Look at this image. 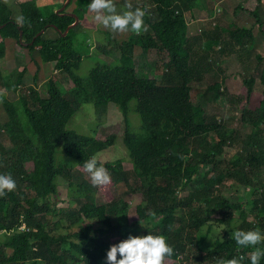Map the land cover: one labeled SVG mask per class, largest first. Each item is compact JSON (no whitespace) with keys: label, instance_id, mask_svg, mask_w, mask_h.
<instances>
[{"label":"trees","instance_id":"16d2710c","mask_svg":"<svg viewBox=\"0 0 264 264\" xmlns=\"http://www.w3.org/2000/svg\"><path fill=\"white\" fill-rule=\"evenodd\" d=\"M44 1L45 8L38 0H15L13 8L0 0V27L5 25L0 29V74L6 42L11 39L27 50L29 62H34L37 51L43 66L51 65L73 84L64 91L50 78L43 96L36 90L37 74L35 89L26 90L31 87L28 67L18 71L16 81L9 75L1 76L6 92L15 93L18 99L0 95L8 117L0 123V137L10 145L0 139V174L11 175L17 185L15 191L0 197V233L4 236L0 264H107L110 247L129 236H140V231L142 236L163 235L174 247L175 253L166 263L219 264L220 260L243 256L241 264H251L255 248H241L230 236L236 230L259 229L264 233V90L255 92L254 76L243 80L238 96L222 93L223 82L209 87L232 106L240 107L241 121L252 127L240 141L238 131H230L217 115L194 104L192 86L202 82L213 68L223 73L220 65L233 55L250 61L253 30L214 27V31L194 35L191 23L199 0H147L148 6L139 7L146 13L147 31L132 32L119 45L118 65L98 64L83 77L79 70L84 57L73 40L78 27L62 36L75 18L61 14L69 13L68 7L75 4L72 13L79 17L90 1L76 0L73 4L71 0L59 14L66 0ZM249 1L256 8L252 11L256 25L264 34L263 0ZM245 10L242 4L236 14ZM20 18L22 23H18ZM52 25L57 30L50 28ZM49 29L58 37H37ZM88 40L86 50L90 53ZM32 41V45L22 46V42ZM137 47L166 55L160 80L140 78L135 64ZM255 57L258 63L264 61L261 54ZM261 83L264 85V66ZM132 101H136L135 112L141 118L140 133L132 129L129 117ZM85 104L94 105L99 120L108 114L110 104L123 116V143L132 170L124 168V159L98 163L107 168L115 184L124 183L131 193L143 198L132 222L129 203L99 205L97 186L73 180L84 161L114 146L117 140L115 136L99 140L69 128ZM60 145L67 162L57 160ZM236 145L235 155L226 159V149ZM62 179L78 203L66 214L43 202L58 196ZM192 184L194 190L179 198L178 193ZM57 216L59 220L54 221ZM213 216L217 218L213 220ZM210 238L212 247L203 252ZM256 247L264 249V242ZM260 264H264V257Z\"/></svg>","mask_w":264,"mask_h":264},{"label":"rangeland","instance_id":"374dc122","mask_svg":"<svg viewBox=\"0 0 264 264\" xmlns=\"http://www.w3.org/2000/svg\"><path fill=\"white\" fill-rule=\"evenodd\" d=\"M4 1L9 6L15 8V0ZM84 1V3H86V0ZM89 1L90 3L92 2V0H88V2ZM39 2H41V4H44L42 2L45 1L39 0ZM72 2L74 4L76 3V0H73ZM114 2L117 6L118 12L127 10L124 7L126 3H131L133 5V10H135L134 6L136 5L138 7L149 5L147 0H114ZM220 2L221 0H212V2L209 1V3L207 2V4L209 5V9L207 11L205 10L206 8L202 10L203 13H199L196 11L197 16H193V18L196 17L198 19V22L191 24L192 34L204 28V26H202L201 24L208 23L209 21H214V16L210 17V14L212 12V9L215 10L216 8H219L220 11L222 10V8L219 6H223L224 3ZM46 4L49 5L50 3L47 2ZM89 4L84 7V10H87L85 13L79 12V17H82V19H80V24L77 26L78 28L76 29L75 36L73 37V40L76 42L75 48L80 51L84 57L81 69L79 70V74L83 77H87L90 69L97 66L98 64L106 63L110 66L118 65L119 63L117 61L119 60L120 54L119 45L123 41H126L128 39V36L132 33L131 31L114 33L110 29L103 27L99 22L95 21V13L89 11ZM74 5L68 7L67 11L69 13H72L74 11L76 7ZM230 5L231 6L227 8V11L229 13H232L237 8L236 7L234 9V7L237 5V1H231ZM45 6L46 5H42L41 7L45 8ZM75 14L77 15L78 13ZM237 14L239 15V17H242L243 12L238 11ZM248 17L251 16L246 15V17H243V19L246 21ZM187 18L191 19V15L188 14ZM251 18L252 21L250 22V24L255 25V19L253 17ZM43 35L45 38L58 37L57 33L53 29H49ZM88 38H90V40H88ZM87 40L91 44L90 53H88V50H86ZM201 42V45H197L196 48L199 49L197 50L198 53L200 52V48L203 46V41ZM6 44V56L1 64L0 95L7 94V98L12 101H16L18 99L15 93L6 92L2 85L1 76L9 75L11 76L13 81H16L19 74L18 71L23 69V67H28L26 76L27 81H29L31 85L30 88L28 87L26 89L28 90V92L30 91V89H35L33 85V79L36 74L39 80L36 90L38 89V91L43 96L46 92L45 85L50 78L58 81L64 91H68L72 88V82L69 79H66L64 75H62L58 71L53 70L51 65L43 66L41 64V59L37 51L33 53V57L35 59L34 62H29V55L27 50L18 45L15 40L8 39ZM251 52L253 53L250 57V61H246V59H240L238 58V56L233 55L227 62H224L220 65V69L223 70V73L217 72L218 67L213 68V70L206 74L202 82H194L192 86V98L194 104L203 107L207 113L217 115L230 131H238L241 136L240 141L252 131V127L248 124H244L241 121L240 107L232 106L230 102L224 99V96L218 94L217 92L211 91L209 87L214 85L215 83L222 84L223 82V89L221 90L222 93L226 92L227 94L238 96L242 91L243 80L247 77L254 76V78L256 79L255 92L262 93L264 90V85L261 83V73L264 66V61L262 63H258L255 56L257 54H261L264 57V42L256 45V48L255 45H253L251 48ZM135 59L137 73L140 78H151L157 80H160L162 78L163 62L167 61L166 55H159L155 50L144 51L141 48L137 47L135 48ZM223 78H225V81H222ZM135 108L136 101H132L130 103L129 117L131 119L132 129L135 132L140 133L142 131L141 118L135 112ZM100 120L96 115L94 105L85 104L77 112V114L71 121L69 128L76 130L77 132L84 135L95 136L99 140H106L110 136H115L117 139L115 145L100 152L95 157L102 163H110L124 159V168L127 171H131L132 165L128 160L127 149L123 143L125 124L120 110L115 104H110L108 114ZM7 121L8 117L6 116V112L0 104V123L3 124ZM3 138L4 136H2V138L0 137L1 141H3L4 144L10 148L8 140H6V138ZM238 147L239 146L236 145L233 148H227L224 157L226 159H231L235 155ZM57 160L58 162H67V158L64 154L62 145L58 147ZM28 167L29 169H31V166ZM76 170L77 172L73 176V180L75 182H81L82 180L91 182L90 174L85 172L83 168L79 167ZM97 189V202L99 205H103L110 201H117L121 206L124 203H129L131 207L128 213L130 222L136 219V208L143 201V198L140 195L131 193V191H129L128 187L124 183L115 184L112 178L110 184L97 186ZM193 190L194 185L192 184L191 186L181 190L178 193V197H186ZM43 202H47L49 205H51L52 209H63L65 214L67 212L75 210L78 206V203L75 201L73 196L69 194L68 182L63 179L60 181L58 196L56 198L51 197ZM215 218H217V216L212 217L213 220ZM212 219L210 223H214ZM53 220L58 221L59 216H57ZM206 229L207 228H204V232L206 231ZM140 236H142L141 231ZM3 239V233H0V241H2ZM204 245L205 246L203 248V252H207L212 247L211 238L207 239ZM166 264L178 263L168 261Z\"/></svg>","mask_w":264,"mask_h":264},{"label":"clouds","instance_id":"9594fccd","mask_svg":"<svg viewBox=\"0 0 264 264\" xmlns=\"http://www.w3.org/2000/svg\"><path fill=\"white\" fill-rule=\"evenodd\" d=\"M127 10L117 11L114 0H92L88 5L90 12L95 13L94 19L103 27L112 32H128L135 34L147 31L144 23L145 11L137 7L133 10L131 3L124 6ZM22 23V18L18 19ZM83 169L90 174V180L94 186H104L111 183V176L103 164H99L96 157H91L83 162ZM16 182L9 174H0V197L11 193L16 189ZM231 240L241 248L253 247L255 251L250 254L251 264H260L264 257V249L256 247L264 242V233L259 229L236 230L231 233ZM175 253L163 235L129 236L126 240L110 247L107 252V264H166V260ZM120 259H117V257ZM244 257H233L220 260L219 264H241Z\"/></svg>","mask_w":264,"mask_h":264},{"label":"crops","instance_id":"0c3cea01","mask_svg":"<svg viewBox=\"0 0 264 264\" xmlns=\"http://www.w3.org/2000/svg\"><path fill=\"white\" fill-rule=\"evenodd\" d=\"M209 1L212 2V0H199L195 6L194 11H193V16H197L196 11L199 13L200 12L203 13L202 10H204L205 8H206L205 10L207 11L209 9V5L207 4V2L209 3ZM218 1H220V0H218ZM231 1H234V2L237 1V5L234 7V9L236 7L238 8L240 5L243 4V7L246 10L243 12L242 17H239L238 14L236 15V10L233 11L232 13L231 12L229 13L227 11L228 10L227 8L229 6H231L230 5ZM244 2H245V5H244ZM220 3H224L223 6H219L222 8L221 12L220 13L217 12V10L219 8H216L215 10L212 9L210 17L214 16L213 17L214 21H209L208 23L201 24L202 26H204V28L200 29L199 32L203 31V30L214 31V27L215 28L219 27L222 30H228V29L235 28V27H241V28L245 27V28L253 30L254 37H255V44H254L255 48H256V45L260 44L261 42H264V39H262V38H264V34H262V32L260 31L259 25H256V21H255V25L250 24V22L252 21L251 17H253L252 11H254V9H256V8H254V6L251 4L250 1L246 2V0H221ZM220 3H219V5H220ZM38 4L40 6L44 5V4L39 3V0H38ZM263 4H264V0H263ZM262 10H264V8ZM226 12H228V13H226ZM246 15L251 16V17H248L247 20L245 21L243 19V17H246ZM197 22H198V19L195 17L193 23H191V24H194ZM263 26H264V24H263ZM256 30H257V32H256ZM193 34L195 35V34H197V32L193 33ZM226 37H228V36H226ZM53 39H55V38H53Z\"/></svg>","mask_w":264,"mask_h":264},{"label":"water","instance_id":"95a60500","mask_svg":"<svg viewBox=\"0 0 264 264\" xmlns=\"http://www.w3.org/2000/svg\"><path fill=\"white\" fill-rule=\"evenodd\" d=\"M70 2H71V0H66V2L64 3V5L57 11V13L59 14V13H63L65 10H66V8L68 7V5L70 4ZM62 16H64V15H67V16H72V17H74L75 18V22L72 24V25H70L66 30H65V32L63 33V37H66L67 35H68V33L70 32V30H72V29H74V28H76L78 25H79V23H80V19H79V17L76 15V14H73V13H63V14H61ZM5 27V25H2L1 27H0V29H2V28H4ZM50 28H53V29H55V30H57V28H56V26L55 25H52V26H50ZM45 32L44 31H42L41 33H39L38 35H37V37H39V36H41V35H43ZM60 33V32H59ZM36 37V38H37ZM35 38V39H36ZM35 39H34V41H35ZM20 40H22V33H21V36H20ZM34 41H32L31 43H23L22 42V46L23 47H27L28 45H32L33 43H34Z\"/></svg>","mask_w":264,"mask_h":264},{"label":"built area","instance_id":"2783aa9c","mask_svg":"<svg viewBox=\"0 0 264 264\" xmlns=\"http://www.w3.org/2000/svg\"><path fill=\"white\" fill-rule=\"evenodd\" d=\"M217 12L220 13L221 11L218 9Z\"/></svg>","mask_w":264,"mask_h":264}]
</instances>
